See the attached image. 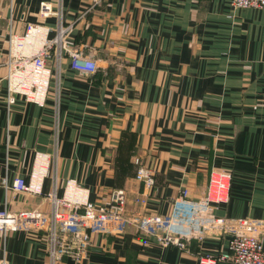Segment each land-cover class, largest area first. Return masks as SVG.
<instances>
[{
  "label": "crops",
  "instance_id": "0c3cea01",
  "mask_svg": "<svg viewBox=\"0 0 264 264\" xmlns=\"http://www.w3.org/2000/svg\"><path fill=\"white\" fill-rule=\"evenodd\" d=\"M41 1L0 0V62L11 19L18 34L27 23H57L55 15H42ZM62 4L66 21H77L73 44L92 52L99 69L80 77L65 57L59 106L54 80L45 105L18 96L10 108L3 98L6 80L0 81V207L48 211L47 194L56 189L63 196L74 179L93 201L124 189L130 214H167L182 188L201 197L212 168L220 167L232 171V180L217 214L264 220V8H235L230 0ZM37 151L52 158L44 194L6 191L4 178L30 179ZM135 155L156 172L145 204L136 202L144 187ZM228 242L215 235L182 251L162 247L130 225L121 235L94 236L82 262L67 258L62 264H202L200 255H217ZM46 247L45 239L24 229L0 234V256L5 249L10 264H49Z\"/></svg>",
  "mask_w": 264,
  "mask_h": 264
},
{
  "label": "built area",
  "instance_id": "2783aa9c",
  "mask_svg": "<svg viewBox=\"0 0 264 264\" xmlns=\"http://www.w3.org/2000/svg\"><path fill=\"white\" fill-rule=\"evenodd\" d=\"M235 8H264V0H230ZM59 8L50 0L41 1L44 17L56 16L55 25L27 23L24 34H18L9 24L8 51L0 68L6 73L7 92L3 98L10 108L18 96L27 101L45 105L52 80L59 106L62 82V62L70 58V67L80 77L90 78L99 69L92 52H84L74 43L77 21L67 22L62 0ZM84 12L81 17L85 16ZM54 157L60 149V126H56ZM9 151V146L7 147ZM49 153L37 151L34 156L30 179L24 174L17 175L12 183L4 178L2 186L6 191L42 195L44 178L51 163ZM136 178L144 189L136 202H147L148 190L155 182V170L146 165L140 155H135ZM232 171L212 168L209 181L201 197L191 196L189 189L182 188L173 199L167 214L128 212V195L124 189H113L106 201L96 202L90 198V190L76 180L69 179L63 196L56 189L47 194L52 201L51 209L11 210L7 205L0 207V234L26 230L30 235L45 239L49 264H62L67 258L82 262L88 254L94 236L121 235L126 228L134 225L146 237L153 238L162 247L175 246L188 250L192 241L220 235L228 236V248L217 255L199 256L202 264H218L229 261L232 264H264V220L253 221L246 218H226L217 214L218 206L229 199ZM0 264H10L3 249Z\"/></svg>",
  "mask_w": 264,
  "mask_h": 264
}]
</instances>
